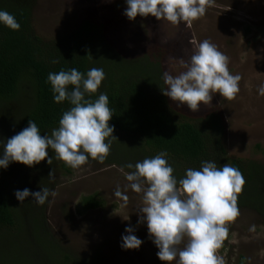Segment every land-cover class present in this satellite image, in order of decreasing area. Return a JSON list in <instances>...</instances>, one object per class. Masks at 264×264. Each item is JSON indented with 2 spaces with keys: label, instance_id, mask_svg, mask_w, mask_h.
<instances>
[{
  "label": "trees",
  "instance_id": "16d2710c",
  "mask_svg": "<svg viewBox=\"0 0 264 264\" xmlns=\"http://www.w3.org/2000/svg\"><path fill=\"white\" fill-rule=\"evenodd\" d=\"M36 0H0V10L12 14L20 24L14 31L0 23V158L7 139L36 123L40 134L51 135L59 120L72 105L68 100L54 102L48 81L49 73L76 68L86 78L92 68H101L105 78L94 94L109 99L114 127L110 154L103 163L89 157V162L117 165L128 173L127 164L135 165L145 158L167 153V162L179 181L189 168L200 170L201 162L214 161L238 168L245 184L238 195V208L250 209L264 221V161L229 157L223 144L225 126L217 113L186 118L178 113L164 95L166 85L158 56L143 54L123 56L106 40L99 26L81 24L75 31L53 39L40 37L32 25ZM55 61V63H54ZM68 86L69 91L72 90ZM48 157L32 167L10 162L0 168V264H100L94 258L78 257L66 250L53 236L46 208L29 196L16 199L17 190L40 191L55 187L49 173L54 166H68L56 158L51 148ZM53 159L51 165L47 159ZM87 209L102 204L96 193L82 197Z\"/></svg>",
  "mask_w": 264,
  "mask_h": 264
},
{
  "label": "rangeland",
  "instance_id": "374dc122",
  "mask_svg": "<svg viewBox=\"0 0 264 264\" xmlns=\"http://www.w3.org/2000/svg\"><path fill=\"white\" fill-rule=\"evenodd\" d=\"M126 8V0H36L32 25L40 37L53 39L92 22L117 52L127 57L158 56L163 71L171 75L184 70L179 61L190 59L195 50L192 41L209 40L229 58L230 72L241 76L236 98L229 101L214 93L210 106L201 104L195 112L167 96L168 100L186 118L219 114L227 155L264 161V95L258 91L264 85V0H215L191 27L151 15L129 20ZM121 169L89 161L77 169L54 166L52 191L57 195H50L46 208L53 236L69 252L100 264H164L139 209L143 193L131 190L128 172ZM117 188L127 195L126 205L115 196ZM92 193L102 204L87 209L82 197ZM239 212L228 225L229 234L218 255L225 264H264V221L250 209ZM126 228H132L131 234L142 241L138 249L122 248V236L129 234Z\"/></svg>",
  "mask_w": 264,
  "mask_h": 264
},
{
  "label": "clouds",
  "instance_id": "9594fccd",
  "mask_svg": "<svg viewBox=\"0 0 264 264\" xmlns=\"http://www.w3.org/2000/svg\"><path fill=\"white\" fill-rule=\"evenodd\" d=\"M126 3L124 14L129 20L151 15L173 25L183 22L191 27L193 21L214 6L215 0H126ZM0 23L14 31L20 29L15 17L7 11L0 10ZM192 43L195 50L190 59L179 61L184 70L178 75L163 73L167 86L163 94L194 112L201 104L210 106L214 93L229 101L235 99L241 76L230 72L229 58L207 39ZM104 78L101 68L90 69L86 78L76 68L49 73L54 102L68 100L72 107L63 113L59 127L50 136H42L36 123L29 120L26 128L7 139L0 168H7L10 162L32 167L48 157L49 148L55 151L57 159L73 169L85 165L89 157L103 163L110 154L111 142H106L107 138L117 141L112 135L114 127L108 123L113 111L106 94L101 93L94 102L85 97L96 93ZM69 85L73 86L71 91ZM258 91L264 95V85ZM166 157L167 153L161 152L135 165H126L135 169L126 174V179L132 191L143 193V207L139 209L159 249L158 258L164 264L174 260L177 264H225L218 251L228 237V225L240 214L238 195L246 182L243 174L227 163L218 167L214 161H203L200 170L189 168L185 177L177 181ZM52 162L53 159H47L49 165ZM54 178L52 170L49 179ZM14 195L21 203L31 196L42 206L50 195L57 193L45 187L36 192L27 188L17 190ZM115 196L127 204L128 197L119 188ZM125 231L129 234L122 236V248L138 249L142 241L131 234L132 228Z\"/></svg>",
  "mask_w": 264,
  "mask_h": 264
}]
</instances>
